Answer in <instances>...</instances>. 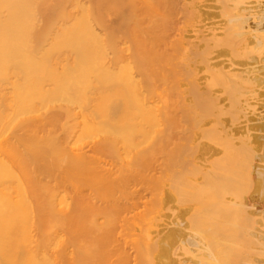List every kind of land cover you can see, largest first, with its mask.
Masks as SVG:
<instances>
[{"label":"bare ground","instance_id":"obj_1","mask_svg":"<svg viewBox=\"0 0 264 264\" xmlns=\"http://www.w3.org/2000/svg\"><path fill=\"white\" fill-rule=\"evenodd\" d=\"M259 1L0 0V264H264Z\"/></svg>","mask_w":264,"mask_h":264},{"label":"rangeland","instance_id":"obj_2","mask_svg":"<svg viewBox=\"0 0 264 264\" xmlns=\"http://www.w3.org/2000/svg\"><path fill=\"white\" fill-rule=\"evenodd\" d=\"M260 2V4H261V7L264 9V0H260L259 1ZM249 25H253V22L250 20L249 22ZM8 87V88H7ZM10 86L7 84V83H5V84H3L2 85V94L4 95L5 94V98L6 99H10L11 98V95H12V90L9 88ZM11 91V92H9L10 94L8 95V94H6V93H8V91ZM181 90H183V89H181ZM264 91V90H263ZM262 90H261V94L262 95H264V92H263ZM261 94H259L258 96H260V97H255L251 102H252V104H253V106H254V112L253 111H251V112H253L254 114H252L253 116H251V114L249 115L248 114V116H247V118H248V125L250 126V128L252 129V134L253 135H255V136H257V137H259V136H262V135H264V96H262ZM8 96H10L9 98H8ZM5 105H7V104H5ZM43 111H40L39 113H42ZM257 114H259V115H257ZM251 116V117H250ZM259 116V117H258ZM258 123V124H257ZM254 124V125H253ZM256 125V126H255ZM260 125V126H259ZM13 127L14 126H12V129H13ZM253 127H254V129H253ZM10 128V130L8 129L7 130V132L5 133V137H7V138H10L11 137V139H13L14 138V136H15V134L16 135H20V133L18 132V130H15V129H11V127H9ZM17 131V133L15 132V131ZM254 130V131H253ZM262 130V131H261ZM12 133H15V134H12ZM11 135V136H10ZM13 135V136H12ZM260 141V140H259ZM261 143V142H260ZM86 150V149H85ZM160 157V156H159ZM259 162V161H258ZM259 165L260 166H262V168L264 167V165H263V163H259ZM246 197H247V199H248V203H250V204H252V205H254L255 206V208L257 209V210H259V211H262V210H264V200H263V198L264 197H262L261 198V196L259 197L258 196V194H255V193H253V192H248L247 194H246ZM146 199V200H145ZM144 200L147 202V204H146V208L144 209L143 207H141L140 209L141 210H137L136 212H135V214L137 215L136 217V220H133V218H128V220H129V222H127V224H128V226L132 229V235H135V236H133L132 238H134V239H136V240H138L139 238V240H141L142 241V239L144 238H142V236L144 235V234H142L141 232H144V231H142V230H144V229H153V227L155 226L154 224L156 223H158L159 225L161 224H164V223H166V222H168L169 221V219H168V216H169V213L170 212H168V211H166V209H162L161 208V206L156 202V198L155 197H152L151 195H149V194H146L145 195V197H144ZM143 200V201H144ZM144 201V202H145ZM151 203V204H150ZM151 205V206H150ZM152 207V208H151ZM154 208V209H153ZM151 209V210H150ZM138 214H139V217H138ZM131 216H133V214H131ZM159 218H161V219H159ZM135 219V218H134ZM102 220H100L99 222H101ZM130 223V224H129ZM126 224V225H127ZM157 224V225H158ZM153 225V226H152ZM54 230V231H53ZM52 231L53 232H55L56 230L55 229H53ZM51 231V230H50ZM51 233V232H50ZM59 234H60V232H59ZM32 237H33V241L34 242H36L37 244L40 242V241H43V239L40 237V235L38 234V232L37 231H33L32 232ZM142 238V239H141ZM66 239V237L65 236H62V240L63 241H66L65 240ZM61 240V239H60ZM43 242H45V241H43ZM140 242V241H139ZM34 244L35 243H33V246H34ZM36 244V245H37ZM32 246V247H33ZM34 247H36V246H34ZM72 247H66L65 248V251L67 252V254H72L71 253V251H72ZM65 252V253H66ZM72 252H74V249H73V251ZM130 253V256H131V264H136V262H134L133 260V258L132 257H134L135 255H134V253H132V252H129ZM133 254V255H132ZM134 262V263H133Z\"/></svg>","mask_w":264,"mask_h":264}]
</instances>
